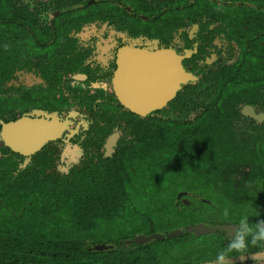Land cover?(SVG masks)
Instances as JSON below:
<instances>
[{
	"label": "flooded vegetation",
	"instance_id": "1",
	"mask_svg": "<svg viewBox=\"0 0 264 264\" xmlns=\"http://www.w3.org/2000/svg\"><path fill=\"white\" fill-rule=\"evenodd\" d=\"M244 216L264 219V0H0L1 231L215 264Z\"/></svg>",
	"mask_w": 264,
	"mask_h": 264
},
{
	"label": "trees",
	"instance_id": "2",
	"mask_svg": "<svg viewBox=\"0 0 264 264\" xmlns=\"http://www.w3.org/2000/svg\"><path fill=\"white\" fill-rule=\"evenodd\" d=\"M9 196L13 198L11 195L7 193H2L1 197L5 200ZM42 199L45 201L50 200L48 194L41 192ZM34 200L30 202L29 205L23 207L25 210L32 208L37 211H42L47 214L51 210V204L48 201V209L43 206L42 199H39L41 202V206L35 205L36 197L34 195H29L28 197L24 195L23 200L28 201V198ZM45 209V210H44ZM54 211H59L60 207L55 206L52 207ZM59 215V214H58ZM12 235V238L8 236ZM70 252L67 257L62 255V258L57 255V252L63 250L64 246L58 242L56 239L47 238L41 234H31L27 231L22 232H4L0 229V264H85L82 261V252L79 251L78 246L75 243L70 245L69 242L63 243ZM63 247V248H62ZM65 249V248H64ZM22 252V254H20ZM129 264V263H127Z\"/></svg>",
	"mask_w": 264,
	"mask_h": 264
},
{
	"label": "clouds",
	"instance_id": "3",
	"mask_svg": "<svg viewBox=\"0 0 264 264\" xmlns=\"http://www.w3.org/2000/svg\"><path fill=\"white\" fill-rule=\"evenodd\" d=\"M224 215H228L227 210ZM236 229L227 248L217 254L215 264H232L229 254L233 251L245 252L249 244L264 247V219L258 220L253 225L249 223V218L244 216L240 219Z\"/></svg>",
	"mask_w": 264,
	"mask_h": 264
},
{
	"label": "water",
	"instance_id": "4",
	"mask_svg": "<svg viewBox=\"0 0 264 264\" xmlns=\"http://www.w3.org/2000/svg\"><path fill=\"white\" fill-rule=\"evenodd\" d=\"M35 144H36L35 142L32 143V146ZM261 258H264V252L240 256V257H232L231 261L232 264H245V263H250L251 260H256V259L260 260Z\"/></svg>",
	"mask_w": 264,
	"mask_h": 264
},
{
	"label": "rangeland",
	"instance_id": "5",
	"mask_svg": "<svg viewBox=\"0 0 264 264\" xmlns=\"http://www.w3.org/2000/svg\"><path fill=\"white\" fill-rule=\"evenodd\" d=\"M176 185H179V183L177 182L176 184H174V186H176ZM169 219H170V216H169ZM155 222H158V223H160V224H163V223H166L167 221H165V219H157L156 218V220H155ZM262 262V261H264V258H261L260 260H258V259H256V260H251V262Z\"/></svg>",
	"mask_w": 264,
	"mask_h": 264
}]
</instances>
